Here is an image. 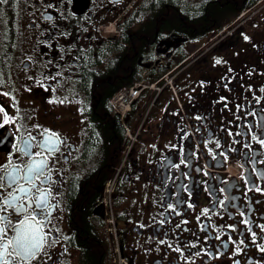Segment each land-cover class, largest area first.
<instances>
[{"label":"flooded vegetation","instance_id":"flooded-vegetation-1","mask_svg":"<svg viewBox=\"0 0 264 264\" xmlns=\"http://www.w3.org/2000/svg\"><path fill=\"white\" fill-rule=\"evenodd\" d=\"M142 71L167 76L133 104L124 161L118 144L104 159L94 89ZM0 106L14 120L0 129L4 171L27 165L17 151L25 142L47 159L55 243L43 251L56 264H264L251 236L229 227L246 232L248 220L264 237L255 227L264 224V145L254 138L264 116V0H10L0 6ZM45 139L55 147L42 150ZM165 158L190 173L177 181L184 189L160 187ZM111 172L108 222L99 182ZM224 195L234 198L227 209L216 204ZM229 234L245 240L243 253L223 246Z\"/></svg>","mask_w":264,"mask_h":264},{"label":"snow or ice","instance_id":"snow-or-ice-1","mask_svg":"<svg viewBox=\"0 0 264 264\" xmlns=\"http://www.w3.org/2000/svg\"><path fill=\"white\" fill-rule=\"evenodd\" d=\"M69 3L72 0H68ZM10 0H0V6L9 5ZM247 39V37H245ZM217 63H220L218 60ZM0 113H3V119L0 121V129H3L5 125L13 123V117L0 106ZM255 125L249 126L248 133L236 132V136H245L255 132ZM47 131V130H45ZM54 135V134H53ZM233 133L229 131V136ZM258 139L259 142L264 145V116L261 117L260 122V132L254 137ZM5 137L0 134V143L5 141ZM32 140H36V137H31ZM42 150H50L55 145H52L48 139L43 142L36 141ZM240 140H233L232 143H241ZM219 147V145H217ZM246 149L250 148V145L245 143L243 145ZM33 145L30 142H25L22 147H18L17 151L22 152L25 157H28L29 162L26 166H22L21 162L13 164L12 170L10 172H5V165H0V264H15V257H19L21 261H32L34 259L40 258V264H48L49 261L52 264H56L51 253L43 251L45 243H55V239H50L51 228L50 217L52 216V211L50 210V200L53 197V179L50 173V169L45 157L36 160L34 157H40L41 153L39 151L32 152ZM56 151L59 148L56 147ZM236 151V149H233ZM247 155V153H245ZM256 153L253 152L249 159L254 163L256 162ZM187 157L181 159L180 163L184 164ZM165 163L169 168V174L164 176L161 180L160 187L167 190L169 187L175 186L178 189H184L186 186L183 184H177V181H182L187 177H190L189 172L174 171L179 168V165L172 164L171 160L165 158ZM162 163L161 167L165 166ZM23 171V175L21 172ZM197 172L201 169L197 168ZM49 173L48 175H45ZM205 175H207L205 173ZM261 178L264 179V173L261 174ZM23 181V182H21ZM251 183V181H248ZM219 183L223 184L224 181ZM190 192L191 188H187ZM210 193H214L216 190L212 186L207 189ZM221 194L227 193V188L219 189ZM234 198L224 195V198H216V204L220 205L222 208L227 209L229 205L233 204ZM166 207H171V205H165ZM192 207L191 204L188 205ZM215 206L212 211L215 212ZM208 209L204 210V214L207 216ZM17 217L15 221L11 219V216ZM241 216L245 213L241 212ZM186 222V221H185ZM241 223L249 225L246 228V232H240V230L235 226H229L232 231L239 232L241 236L248 234L251 236L250 243L255 245L256 248L264 253V237H258L256 231L253 230L250 221L242 220ZM261 231H264V224L255 225ZM47 229V231H45ZM205 232L208 231V225L203 226ZM11 233V235H10ZM216 239H220L219 236ZM229 244L235 245L234 254L243 253L245 251L241 245H245L246 242L243 239L238 241L232 240L229 234L228 241L224 242V247H228ZM190 246L195 247V244ZM169 247H173L169 245ZM180 252V248L174 249ZM42 254V256H41ZM199 255V251L197 252ZM237 264L239 262L237 261Z\"/></svg>","mask_w":264,"mask_h":264},{"label":"trees","instance_id":"trees-1","mask_svg":"<svg viewBox=\"0 0 264 264\" xmlns=\"http://www.w3.org/2000/svg\"><path fill=\"white\" fill-rule=\"evenodd\" d=\"M124 76V78L121 76L119 77L115 83H112V80L110 83H105L103 85H99L94 89L95 99L93 101L92 105V114H94L93 118L96 120L97 118H101L103 122H100V130L102 133V136L105 139V145L108 147L106 148V152L104 153V159L109 158L112 154V148L114 144H118L119 148L117 149V153L119 158L122 154L123 146L125 145L126 139H125V133L123 127L117 124L113 126L112 121L114 119V116H110V107L108 100L109 98L120 88L124 86H129L133 82L139 79V72L136 73L134 76H128V72H124L121 74ZM155 77V76H154ZM153 77V78H154ZM151 78L150 80H153ZM112 176V172L104 176L100 182L99 185H103L107 179H109ZM93 196L91 197V203H94V200L99 195L97 190L94 189Z\"/></svg>","mask_w":264,"mask_h":264},{"label":"built area","instance_id":"built-area-1","mask_svg":"<svg viewBox=\"0 0 264 264\" xmlns=\"http://www.w3.org/2000/svg\"><path fill=\"white\" fill-rule=\"evenodd\" d=\"M146 88L142 82L135 83L130 87H123L111 98L110 103L114 112H118L121 116L129 109L131 103Z\"/></svg>","mask_w":264,"mask_h":264},{"label":"rangeland","instance_id":"rangeland-1","mask_svg":"<svg viewBox=\"0 0 264 264\" xmlns=\"http://www.w3.org/2000/svg\"><path fill=\"white\" fill-rule=\"evenodd\" d=\"M231 172L233 173V174H235L236 173V171L235 170H233V169H231ZM110 189V186H109V188H108V190ZM105 203H106V205H108V199H106L105 200Z\"/></svg>","mask_w":264,"mask_h":264}]
</instances>
